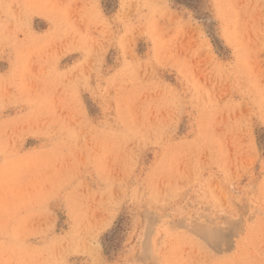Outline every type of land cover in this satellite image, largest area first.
<instances>
[{"label":"rangeland","instance_id":"rangeland-1","mask_svg":"<svg viewBox=\"0 0 264 264\" xmlns=\"http://www.w3.org/2000/svg\"><path fill=\"white\" fill-rule=\"evenodd\" d=\"M0 264H264V0H0Z\"/></svg>","mask_w":264,"mask_h":264}]
</instances>
